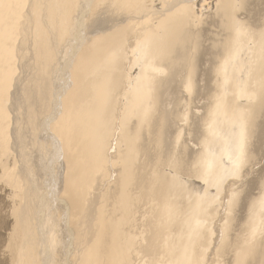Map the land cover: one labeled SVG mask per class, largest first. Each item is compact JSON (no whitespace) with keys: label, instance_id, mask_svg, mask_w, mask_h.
Instances as JSON below:
<instances>
[{"label":"bare ground","instance_id":"6f19581e","mask_svg":"<svg viewBox=\"0 0 264 264\" xmlns=\"http://www.w3.org/2000/svg\"><path fill=\"white\" fill-rule=\"evenodd\" d=\"M155 2L150 0L155 13L145 14L149 18L141 23L109 26L100 14L101 24L89 28L98 5H108L104 0H0V184L15 200L11 233H0V252L5 248L0 264H208L213 242L209 264H264L256 251L264 235V181L239 237L230 233L237 191L255 166L251 142L264 120V30L240 28L234 12L245 0L199 7L201 14L206 7L217 9L225 37L215 47L213 94L196 117L202 133L198 149L187 160L180 142L185 131L175 135V147L165 148L170 121L157 104L180 65L187 72L184 89L194 91L196 42L190 55L186 50L194 39L188 24L200 3L176 0L171 12L167 1ZM72 13L71 55L58 65L62 52L55 39L69 31L61 24ZM248 37L252 45L243 43ZM18 84L22 102L15 107ZM188 116H180L186 124ZM151 150L155 160L149 159ZM230 179L241 186L228 185L222 219L228 226L216 225V237L205 239L201 225L204 218L210 221L208 207L217 196L208 187ZM1 221L0 231L6 220ZM219 234L221 254L226 237L232 238L227 261L219 259Z\"/></svg>","mask_w":264,"mask_h":264},{"label":"rangeland","instance_id":"374dc122","mask_svg":"<svg viewBox=\"0 0 264 264\" xmlns=\"http://www.w3.org/2000/svg\"><path fill=\"white\" fill-rule=\"evenodd\" d=\"M115 3H114V2ZM160 1H162V2H164V3H166V1H167V3H166V5H167V10H170L171 9V12L174 10L173 8H174V4H175V1L176 0H157V2H155L154 3V5H157L158 4V2H159V4L161 3ZM170 1V2H169ZM172 1H174V2H172ZM190 1V0H189ZM210 1V2H209ZM211 1H213V0H208V2H207V0H198V2L200 3V4H197V8L199 9H197L196 11L198 12H196L197 14H195V15H193V16H191L192 18H190V21H191V23H190V21H189V27L191 28V29H189L190 31H191V33L192 34H194V39L195 38H197L198 39V41L197 40H195L194 41V39L192 40V41H190L189 43H190V45H188L187 46V50H186V55H190L191 53V51H192V46L194 45V43L195 44H197V46H196V50L195 51H197V52H195L194 54H196V55H194V59H195V62H196V70L197 71H195V74H194V76L193 77H195L196 79H194L193 81H194V84H195V88H194V91L189 95L187 92H186V90L184 89V85L182 84V81H184V78L185 77H187L186 75V70H184V68L182 67V66H184V65H180V67H177L178 69H176L177 71L176 72H174L173 74V79L171 78L172 76L170 75L169 76V83H170V85H168V87L169 88H166V91H162L161 93H160V98H161V100L159 101L160 103H158L157 105V108H158V112L159 113H163L164 114V117L165 118H163V119H165L166 121H167V117H168V119H169V121H170V124H168V128H170V129H168L167 131L169 132H167V134H165V137H164V143H165V148H167V150H168V146H171V147H175V144H176V142H175V140H174V137H175V135H177V133L179 132V131H185L184 132V138L182 137L181 139H180V142H182L183 143V146L185 145V159H187V160H191V158L196 154L195 152L197 151V149H198V142H199V139H200V137H201V135H202V133H201V127H199L200 126V123L198 122L199 121V119L197 120V118H200V116H201V114L202 113H204V109H205V107H204V105H203V103H204V99H207V100H209V98H210V96H211V94H213V91L211 90L212 89V87H213V81H214V78H215V76H214V73H213V69H214V67H215V59H216V57H215V55L216 54H214L215 52H216V44L218 43V42H220L221 41V38H223V37H225V31H224V29H223V26L221 25L222 23L221 22H218V21H221V18H220V15L218 16L217 15V9H209V8H205V11H203L202 12V14H201V10H200V8L199 7H204L203 5H206V4H209V3H211ZM246 2H244V5L242 6L241 5V7H242V11H240V9H238V10H236L235 12H234V15H235V13H237L235 16H237L236 17V20L238 19V18H240V19H238V20H240V24H239V26H240V28L242 29V30H244V31H247V29H250L251 31H253L254 29H255V31H253V32H256V31H258V32H256V33H259V32H261V31H263L264 30V26H263V23H264V0H245ZM248 1V2H247ZM252 1V2H251ZM93 1H91V3H92ZM104 2H107L108 3V5L107 6H105V5H102V4H99L98 5V7H97V12L95 13V12H93L91 15H90V17H91V22L89 23V26H91V27H89V28H92L94 25V28H96L98 25H100L101 24V21L99 20V18H100V14H101V18H104L105 19V21L107 22V25L108 24H111V25H109V26H112L113 24H117V23H121L122 22V24H120V25H125L126 23H129V22H134V23H136V21L137 20H139L140 21V23L142 22V20H143V18L144 17H147V18H149V16H145V14H147V13H149V12H154L156 9L155 8H153L151 5H150V0H104ZM117 2H118V4H117ZM111 3H114L113 4V6L111 5ZM121 3V4H120ZM111 6H110V5ZM132 4V5H131ZM123 5V6H122ZM130 7H129V6ZM201 5V6H200ZM118 6V7H117ZM122 6V7H121ZM126 6H128L130 9H128V7H126ZM149 6V7H148ZM101 7V8H100ZM115 7H116V9H118L117 11H119V9H121L120 11L122 12H115ZM137 7V8H136ZM140 7V8H139ZM142 7H143V9H142ZM105 8V9H104ZM124 8H126V9H124ZM132 8V9H131ZM136 8V9H135ZM139 8V9H138ZM251 8V9H250ZM153 9H154V11H153ZM246 9V10H245ZM72 10H73V7H72ZM126 10H127V12H126ZM209 10H210V12H209ZM245 10V11H244ZM253 10V11H252ZM144 11V12H143ZM238 11H240L239 12V14H238ZM60 12V11H59ZM59 12H57V13H59ZM63 12V11H62ZM131 12V13H130ZM206 12V13H205ZM216 12V13H215ZM250 12V13H249ZM107 13V14H106ZM116 13V14H115ZM127 13V14H126ZM128 13H130V14H128ZM139 13V14H138ZM142 13V14H141ZM155 13V12H154ZM200 13V14H199ZM219 13V12H218ZM119 14H121L120 16H118ZM125 14V15H124ZM138 14V15H137ZM246 14V15H245ZM110 15H111V17H110ZM128 15V16H127ZM207 16V18H206V16ZM209 15V16H208ZM217 15V16H216ZM108 16V17H107ZM143 16V17H142ZM196 16V17H195ZM211 16V17H210ZM238 16H240V17H238ZM244 16H246V17H244ZM249 16V17H248ZM115 17H117V18H115ZM121 17V18H120ZM126 19V21L124 20V18ZM203 17V18H202ZM216 17V18H215ZM219 17V18H218ZM241 17H243V18H241ZM113 18V19H112ZM119 18V20H117ZM130 19L129 21H128V19ZM134 18H136V19H134ZM201 18V19H200ZM208 18H210V19H208ZM74 19H75V17H74V15H73V13H72V16H70L66 21H62V24H61V26L63 27V28H65V29H67V30H69V31H72L71 33L69 32V31H66V34H62V36L61 37H57L56 39H55V47L57 48V49H59V51H61L62 52V54H61V57H60V59L58 60V65H61L63 62H64V57L66 58V59H68V55H71V47H70V43H72L73 42V39L71 40L70 39V37H71V34L73 33V31L75 30V28H74V23H73V25H72V21H74ZM110 19V20H109ZM200 19V20H199ZM204 21H203V20ZM212 19V20H211ZM216 19H217V21H216ZM260 19H261V21H260ZM111 21L110 23H109V21ZM113 20V21H112ZM197 20V21H196ZM253 20V21H252ZM242 21H244V24L246 23V25H241V23L243 24V22ZM95 22V23H94ZM114 22V23H113ZM123 22H125V23H123ZM204 22V23H203ZM217 22H218V24H217ZM216 23V24H215ZM220 23V24H219ZM260 23V24H259ZM190 24H191V26H190ZM206 24V25H205ZM205 25V26H204ZM212 25H213V27H212ZM255 25V26H254ZM261 25V26H260ZM116 26V25H115ZM245 26L247 27L246 29H243V28H245ZM114 27V26H113ZM193 27V28H192ZM203 27V29H201ZM243 27V28H242ZM249 27V28H248ZM251 27V28H250ZM253 27V28H252ZM261 27H263V28H261ZM195 28H197V30L195 29ZM205 28V29H204ZM209 28V29H208ZM219 28V30H220V32L222 33V34H220L219 33V30H217ZM198 29H200V30H198ZM216 29V30H215ZM257 29V30H256ZM260 29V30H259ZM196 30V32H192V31H195ZM205 30H208L209 31V33H208V31L206 32ZM214 30V31H213ZM210 31H212V32H210ZM201 32H202V35H201ZM216 32V33H215ZM200 33V34H199ZM212 33V34H211ZM92 34V33H91ZM195 35H197V36H195ZM208 35V36H207ZM215 35V36H214ZM221 35V36H220ZM202 36H203V38H202ZM211 39V42H210V39ZM201 38V39H200ZM205 38V39H204ZM212 38H213V40H212ZM224 39V38H223ZM204 40H205V42H207V44L206 43H204ZM61 41V42H60ZM212 41H213V44H212V47H210L211 45V43H212ZM197 42H199V43H197ZM251 42V43H250ZM205 45H204V44ZM210 43V44H209ZM243 43L246 45V43L247 44H250V45H252L253 43H254V41L252 40V39H250L249 37L247 38V39H244V41H243ZM68 45V46H67ZM198 45H199V47H198ZM204 46V47H203ZM190 47H191V49H190ZM198 47V48H197ZM188 48H189V50H188ZM204 48V49H203ZM206 48H207V50H206ZM213 48V49H212ZM199 49V50H198ZM202 49V50H201ZM210 49H212L211 51H210ZM208 50L210 51V52H208ZM66 51H68V52H66ZM202 51V52H201ZM187 52H189V53H187ZM212 52V53H211ZM64 53V54H63ZM203 54V55H202ZM207 54V55H206ZM211 54V55H210ZM58 55H60V53L58 54ZM214 55V56H213ZM202 58H201V57ZM206 56V58H204ZM214 57V59H213V57ZM197 58V59H196ZM201 59V60H200ZM204 59V60H203ZM213 59V60H212ZM63 61V62H62ZM211 61V62H210ZM198 62V63H197ZM206 62V63H205ZM184 64V62H181V64ZM200 63V64H199ZM70 64H71V62H70ZM200 66H199V65ZM207 64V65H206ZM206 65V66H205ZM185 67V66H184ZM210 67H211V69H210ZM212 67H213V69H212ZM186 68V67H185ZM197 68H199V70L197 69ZM57 71H58V69L56 68V73H57ZM181 71H183L182 73H181ZM200 72V75H199V72ZM56 73L54 72L53 73V78L51 79V82L54 80V78H55V75H56ZM55 74V75H54ZM183 74H184V76H183ZM58 75H60V74H58ZM179 75V76H178ZM212 75L214 76V77H212ZM182 76V77H181ZM184 77V78H183ZM198 77V78H197ZM58 78V77H57ZM182 78H183V80H182ZM180 81H179V80ZM171 80H172V83H171ZM174 81V82H173ZM197 81V82H196ZM201 81V82H200ZM204 81V82H203ZM200 82V83H199ZM211 82V83H210ZM15 83V82H14ZM168 83V84H169ZM202 84H203V86H202ZM213 84V85H212ZM182 87H181V86ZM196 85H197V88H196ZM199 85H201V87L199 86ZM210 85V86H209ZM18 86H19V84L16 86V91H14V92H16V94L13 92V98H14V96H15V98L13 99V105L15 104V102H16V104L14 105L15 107H17L16 105L17 104H21L20 103V101L22 102V94H21V92L19 91L18 92V90H19V88H18ZM180 86V87H179ZM212 86V87H211ZM203 87V88H202ZM181 88V89H180ZM199 88V89H198ZM197 89V90H196ZM210 89V90H209ZM213 89H214V87H213ZM50 90H51V88H50ZM207 90L210 92H207ZM180 91H182L181 93L182 94H180ZM168 92V93H167ZM183 92H184V94H183ZM196 94H195V93ZM200 92V93H199ZM205 93H207L206 95H205ZM15 94V95H14ZM21 94V95H20ZM166 94V95H165ZM171 95V96H170ZM182 95H183V97H182ZM208 95H209V97H208ZM17 96V97H16ZM194 96V97H193ZM208 97V98H206V97ZM20 97V98H19ZM187 97H188V99H187ZM201 97H202V99H201ZM17 98V99H16ZM171 98V99H170ZM16 99V100H15ZM19 99H20V101H19ZM166 99V100H165ZM182 99H185L186 100V102H185V100H182ZM196 99V100H195ZM200 99V100H199ZM192 100H194V101H192ZM203 100V101H202ZM170 101V102H169ZM191 101H192V103H191ZM189 102V103H188ZM183 103V104H182ZM161 104V105H160ZM169 105V106H168ZM189 106V108H188V106ZM185 106H186V108H185ZM201 108H204V109H201ZM189 109V110H188ZM161 112H160V111ZM185 110V112H183ZM194 112H195V114H194ZM190 113H191V117H190ZM181 114H185V115H189L188 117H190V119L188 118V117H186L187 119H189L188 120V123L189 124H191V125H189V124H186L185 123V120H182V117H180L181 116ZM192 114H194V115H192ZM197 117V118H196ZM159 118V117H158ZM263 118H264V112H263ZM191 119H193V120H195V121H191ZM197 121V122H196ZM181 122H183V123H181ZM191 122V123H190ZM195 122V123H194ZM196 123L198 124V127H197V125H196ZM263 124H261V127H259V133H257V135H255V136H257V137H255L254 136V138L252 139V142L251 143H253L254 145H253V147H252V150L254 151V155L256 156V159L254 160L255 162H254V164H255V168H256V170H255V168H254V170H253V168H252V171H251V174L250 175H246V177L244 178V179H242L243 181H241L242 183H243V187L241 186V183H240V185L239 186H241L239 189H238V191H237V196H236V202H235V204H234V207L233 208H235L234 210H236L235 212H234V214L236 215H234L235 217H236V219H235V217L233 216V213H231L232 215H230L229 214V217H232L233 216V220H232V224L234 225V223H235V225L232 227V231L230 232V233H233L234 235H235V239H236V237H239L238 236V231H239V228L243 225H245L246 223H248V220L251 218V216H252V214H253V210H252V204L253 203H255L256 202V200L255 199H259L258 197H260L259 195H261V197H262V192H261V194L259 193V190H260V188H259V184L261 183V182H263L264 181V120H263V122H262ZM186 124V125H185ZM171 125V126H170ZM173 125V126H172ZM189 126V127H188ZM182 127H183V129H182ZM191 127V128H190ZM175 128H177L178 129V131H177V129L175 130ZM184 128H186L185 130H184ZM189 128V129H188ZM180 129V130H179ZM187 130V131H186ZM188 130H191V131H188ZM172 132V133H171ZM255 139H257L256 141H255ZM50 148V149H49ZM50 150V151H49ZM51 150H52V147L51 146H49L48 147V149H47V152H46V156H49L50 154H52L51 153ZM151 154L149 155L150 156V158L149 159H152V160H155L156 158H157V156L158 155H156V154H154V152H153V150H151V152H150ZM38 155V154H37ZM50 157L51 156H49V157H47V159L49 160L50 159ZM44 159V158H43ZM45 160V159H44ZM257 160V161H256ZM260 160V161H259ZM258 162V163H257ZM258 164H259V167H258ZM34 173L36 174V170L34 169ZM254 173V174H253ZM251 175H253L252 177H251ZM255 175V176H254ZM248 176V177H247ZM248 179V180H247ZM231 181H226V182H224L222 185H220V186H222V187H220V186H213V185H211L210 187H208V189L211 191L212 189V193L213 194H215V196L216 197H213L212 196V200L210 201V204H209V209H208V211H210L208 214H209V222L208 221H205L203 218V225H201L202 227H203V229L201 228V232H202V234H203V236H204V238L206 239V237L208 236V238L209 237H211L212 235H213V238H215L216 237V233L214 234V231H212V230H214V227L216 226V225H221V229H223L222 228V226H228V222H222V219H223V215H224V213L225 212H223V211H225L226 209L225 208H223V203H226V201H228L229 200V191H230V186L232 187V188H237V187H239L238 185H237V183H235L234 182V179H230ZM245 180V181H244ZM230 182V183H229ZM235 184H233V183ZM244 182L246 183V184H244ZM250 182V183H249ZM203 183V184H202ZM247 183H249V184H247ZM203 185V188L204 187H206L205 186V184H204V182H201V183H198V185ZM227 185V186H226ZM228 185H230L229 187H228ZM248 185H250L249 187H248ZM245 186V187H244ZM1 187H2V189H1ZM225 187V188H224ZM247 187V188H246ZM4 187L0 184V220H2V221H5L4 223H5V225H4V230L5 229H7V230H3V228L1 229V231H0V233L3 235L4 234V236L5 235H8V233H11V231L10 230H12V226H13V220H12V208L11 207H13L14 206V203H15V200L13 201L12 200V198H10V196H7V194H3V193H5L6 191H5V189H3ZM258 188H259V190H258ZM200 189H202V186H200ZM219 189H220V191H219ZM245 189V190H244ZM217 190V191H216ZM229 190V191H228ZM244 190V191H243ZM5 191V192H4ZM215 191V192H214ZM221 191H223V192H221ZM250 191V192H249ZM2 192V193H1ZM9 192V191H8ZM243 192V193H242ZM247 192V193H246ZM219 195H218V194ZM221 193V194H220ZM228 194V195H227ZM259 194V195H258ZM2 195V196H1ZM251 196V197H250ZM8 197V198H7ZM226 197H228V199L226 198ZM260 197V198H261ZM1 198H2V200H3V202H2V200H1ZM5 198V199H4ZM219 200H218V199ZM215 199V200H214ZM238 199V200H237ZM223 200H225L224 202H223ZM220 201H221V203H220ZM10 202V203H9ZM220 203V204H217V203ZM252 202V203H251ZM1 203L4 205H2L1 206ZM6 203V204H5ZM7 203H8V205H7ZM13 203V204H12ZM241 203V204H240ZM245 203V204H244ZM10 205H11V207H10ZM216 205H217V207H216ZM242 205V206H241ZM9 206V207H8ZM239 206V207H238ZM242 208H241V207ZM7 207V208H6ZM62 207V206H61ZM61 207H58L60 210H61ZM221 207V208H220ZM244 207V208H243ZM217 208V209H216ZM2 209V210H1ZM4 209V210H3ZM8 209H9V211H8ZM214 209V210H213ZM225 209V210H224ZM238 209V210H237ZM6 210V211H5ZM3 211H4V213H3ZM8 211V212H7ZM249 211V212H248ZM6 212V213H5ZM252 212V213H251ZM211 213V214H210ZM4 214V215H3ZM10 214V215H9ZM249 214V215H248ZM2 215H3V217H2ZM245 217H244V216ZM56 216L59 218L58 219V222L57 223H59L58 224V226H60L61 227V225H62V221H61V219H62V217H59L58 216V214L56 213ZM250 216V217H249ZM7 217V218H6ZM11 217V218H10ZM241 217V218H240ZM2 218V219H1ZM3 218H4V220H3ZM201 219V220H202ZM244 221H243V220ZM8 220H10V221H8ZM59 220H60V222H59ZM224 220V219H223ZM236 222H235V221ZM240 222H239V221ZM1 221V222H2ZM12 221V222H11ZM243 221V222H242ZM9 222H10V225H9ZM207 222H208V225H207ZM246 222V223H245ZM6 223H8V226H6ZM218 223V224H217ZM220 223V224H219ZM11 224H12V226H11ZM223 224V225H222ZM241 225V226H240ZM236 226V227H235ZM5 227H7V228H5ZM59 227V228H60ZM204 227H206V228H204ZM207 227H208V229H207ZM213 227V228H212ZM10 228V229H9ZM62 228V227H61ZM212 228V229H211ZM3 230V231H2ZM207 230V231H206ZM211 230V231H210ZM226 231H229V229H225ZM211 233V232H213V233H211L210 235H208V233L209 232ZM7 233V234H6ZM207 235H206V234ZM205 234V235H204ZM225 234V233H224ZM63 235V237H64V243L66 242L67 243V241H66V239H67V237H66V235L65 234H62ZM226 235V234H225ZM220 234H219V236H218V242L220 241V244L218 245V255H219V259L221 260V261H227V260H229V258H230V256H228L227 255V249H228V247H229V245L231 244V241H232V238H229V235L226 237L227 238V240H225V247H224V249H223V252H222V254H221V250H222V248H223V242L221 241V238H220ZM262 236V237H261ZM259 238H257V242H258V246H259V248H258V246H256V251L258 250L259 251V249H260V252H258V254H260L259 256L263 259L264 257V235H261ZM68 240V239H67ZM261 240V241H260ZM263 240V241H262ZM262 243V245H261V243ZM66 243H65V246H66ZM214 243L215 242H213L212 244H211V246H210V249L209 250H211V251H207V253H208V260H209V262H208V264L210 263V261L212 262L213 261V259H214V250L216 249V247H215V249H212L213 248V246H214ZM260 243V244H259ZM4 245H5V243H4ZM3 248V249H2ZM2 248H1V252L4 250L5 251V248L2 246ZM255 249V248H254ZM262 249V250H261ZM213 250V251H212ZM3 251V254L0 252V259H4V252ZM210 252H212L213 253V255H212V253H211V255H210ZM253 254H254V251H253ZM262 255V256H261ZM264 260V259H263ZM253 264V263H252ZM254 264H255V262H254Z\"/></svg>","mask_w":264,"mask_h":264}]
</instances>
